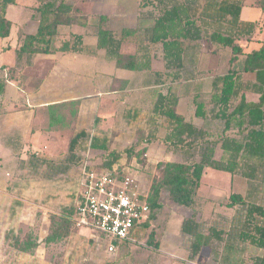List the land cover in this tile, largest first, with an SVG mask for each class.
I'll use <instances>...</instances> for the list:
<instances>
[{"label": "crops", "instance_id": "1", "mask_svg": "<svg viewBox=\"0 0 264 264\" xmlns=\"http://www.w3.org/2000/svg\"><path fill=\"white\" fill-rule=\"evenodd\" d=\"M64 1L76 8L79 15L87 16L86 26L77 23L58 26L54 45L69 42V48L64 51L18 55L17 50L23 37L36 32L37 2L16 0L15 3L8 4L4 12L5 19L10 22L8 34L4 37L10 38L7 45L13 44L16 48L14 62L9 64L0 62V79L4 78V88L0 94V232L3 233L0 236V259L4 260H13L20 258L22 254L30 256L34 253L15 250L10 239L5 237L6 233L11 231L13 221L20 223L27 216L24 205L17 207L19 205L16 192L29 193L30 196L41 199L49 198L47 204H33L34 222L39 221V217L48 222L47 232L42 237H37V246L41 243L45 247L57 243L56 241L45 244L43 241L50 230V216H57L61 208L67 206V199L73 201L72 204L75 205L76 197L82 191L83 170H107L100 167L103 150L91 148L90 138L92 136L103 138L107 146L115 150H123L142 138L143 142L137 149H145L143 155L146 161L164 159L186 162L173 158L175 155L185 153L186 150H174L162 141L168 125L167 120L153 110L157 93H165L170 87L178 96L177 113L206 132L203 125L198 122L199 118L194 116V96L198 95L199 99H203V92L210 95L213 77L224 74L228 69L230 52L226 47L212 44L209 50H205L201 43L200 54L204 56L201 66L195 64L198 46H193L194 42L188 40L185 41V62L178 79L166 76V72L172 71L165 68L160 44L150 45L149 53H139L140 58L143 56L148 58L150 63L148 68L141 70L119 68L105 49L96 48L95 18L99 15L104 16L105 27L114 34H118L123 28H138L137 36L141 41L143 29L150 24L156 13L155 6L146 4L142 7L141 0ZM254 2L255 0H241L239 21L243 24V29L238 41L246 44L248 48L254 42L258 46L256 40H264V11ZM253 7L260 11L255 17L249 15ZM249 22L254 23L250 31L244 25ZM74 35L78 37V43H73ZM136 48L134 35L121 44L120 53L134 54ZM197 71L204 74H201L200 78L196 77L194 74ZM244 78L252 79L253 75L245 74ZM246 95L247 99H256L253 93L247 92ZM73 102L74 105L70 106L71 113L69 106L56 110L54 115L62 119L50 123L47 106ZM79 131H85L86 135L78 140L70 156L73 161L74 159L78 161L70 162L64 169L69 140ZM30 154L45 160V163L33 164V161L29 160ZM125 162L131 165L138 164L135 156L128 159L123 154L113 168L117 169ZM122 171L139 172L138 169L128 167H123ZM137 176L139 179L135 177L148 193L151 181H147L146 185L142 179L143 175ZM194 212L184 215V220L194 219L199 223L202 213ZM76 226L72 225L71 228H75L77 232L92 229L85 225ZM141 228V224L135 227L131 239L115 241L113 252L107 251V241L105 251L107 253L131 251L135 253L136 264H237L239 262L237 260L240 259V251L231 246L225 249L216 248L217 263L209 256L201 254L203 247H206L204 245L195 254L190 252L185 262L183 261L185 254L164 250L160 247V241L154 251L146 252L143 248L131 246V243L135 242L137 231ZM192 241V237L188 239L189 245ZM175 244L178 245V242ZM236 244L237 242L231 243ZM143 250L145 254L141 258ZM258 250L261 253V250ZM139 253L140 258L137 256ZM97 257L98 253L91 250L90 259L95 261Z\"/></svg>", "mask_w": 264, "mask_h": 264}, {"label": "trees", "instance_id": "2", "mask_svg": "<svg viewBox=\"0 0 264 264\" xmlns=\"http://www.w3.org/2000/svg\"><path fill=\"white\" fill-rule=\"evenodd\" d=\"M15 1L0 0L1 37L8 34L10 27V22L4 17L5 8ZM35 1L37 2L35 11L38 14L36 32L23 37L17 54L32 55L67 50L69 48L67 41L61 42L59 46L54 45L58 26L72 23L86 26L87 16L79 15L78 10L65 3L64 0ZM174 1L141 0L142 7L146 4H153L156 8L150 24L142 31L141 41L137 36L138 28H123L118 34H114L105 27L106 18L104 16L99 15L94 20L96 48L105 49L107 54L114 58L119 68L129 70L148 68L150 64L148 58L146 56L140 58L139 53H149L150 45L160 44L165 68L172 71L171 73L166 72V76L178 79L185 62V41H201V47L205 50H209L212 44H218L226 47L230 52L227 71L213 77L212 92L209 97L211 108L207 109L206 102L199 99L198 95L194 96V116L196 118L205 119L210 114L223 124L222 133L213 142L206 140L208 134L203 128L186 121L182 115L177 113L178 96L171 91L170 87L165 93H157L153 110L163 116L168 125L162 141L174 150H190L202 139L206 146L198 161L157 163V173L150 183L147 194L149 215L141 223L143 227L149 226L152 210L160 205V194L163 190L167 191L173 202L193 209L205 166L231 174H240L249 181L256 180L261 172L262 180H264V40H256L258 46L255 48H248L246 44L238 41L243 29V24L239 21L241 0H206L201 11V24H197V20H194L188 13L189 10L177 5ZM254 3L264 11V0H255ZM244 25L250 31L254 23L249 22L248 26ZM134 35L137 44L136 52L134 54L120 53L121 44ZM73 39V43H78L76 35ZM245 74H252L253 78L245 79ZM3 79H0V94L4 88ZM247 92L255 94L256 99H247ZM72 105L74 102L47 106L50 123L62 119L57 118L54 111ZM69 109L71 113V107ZM230 129H236L241 138L228 135L227 132ZM85 135V131H79L70 138L68 156L63 164L64 169L69 166L70 162L78 161L75 159L73 161L70 156L78 140ZM142 142V138H139L129 147L115 150L107 146L105 139L92 136L89 146L103 150L100 167L112 170L119 175L122 173L118 169L119 166L117 169L113 166L119 163L123 154L128 159L135 156L139 161L145 150L144 148L137 149ZM216 144H219L222 151L220 159L213 157V146ZM29 160L35 165L45 163V160L36 158L33 154L29 155ZM80 194L76 197V205L81 199ZM226 206L229 208L242 207L243 213L232 217L236 223L235 233L240 240L249 242L261 250L260 254L250 258V263L242 260L241 262L239 259L237 264H264V205L248 203L242 194L231 192ZM75 211L76 206L70 204L61 208L57 216H50V230L43 239L45 244L59 241L67 235ZM198 227L199 223L194 219H186L182 224V231L193 238L190 245L192 254H195L201 246L209 245L213 238L220 240L222 236V232L212 226L207 234L199 231ZM153 234L151 231L150 236L152 237ZM5 237L10 239L11 246L15 250L21 252H32L38 245L37 238L31 239L29 236L22 238L14 234L12 230L7 232Z\"/></svg>", "mask_w": 264, "mask_h": 264}, {"label": "rangeland", "instance_id": "3", "mask_svg": "<svg viewBox=\"0 0 264 264\" xmlns=\"http://www.w3.org/2000/svg\"><path fill=\"white\" fill-rule=\"evenodd\" d=\"M174 2L182 8L189 10L188 13L191 14V17L194 20H197V24H201V11L203 6L206 4V0H175ZM258 12H260L259 9L257 7H253L249 11V15H251V17H255ZM243 13L245 15V12ZM214 24L215 23H213V25ZM9 41V37L0 36L1 63L9 64L16 60V48L13 44L7 45ZM196 45L199 49L201 41L193 43V46ZM254 47H257L256 42L249 46V48ZM200 52L201 51L199 49L195 61L197 62L195 64L199 65L203 64L202 62L204 59V56H202ZM201 74V72L197 71L194 76L200 78L204 73L202 75ZM204 93L205 92H203L202 100L206 102L207 109H209L211 108L209 104L210 95L208 93ZM198 122L205 128L208 134L206 137L208 142H213L222 133V122L213 118L210 114H208L205 119H199ZM227 133L228 135L241 138V135L236 129H230ZM199 142L194 148L187 150L185 153L175 155L173 158L186 162L200 160L201 153L206 145L204 144L205 141L203 139ZM221 156L222 151L219 144L214 145L213 157L215 159H220ZM161 161L165 160L157 159L155 161L152 160L148 162L146 161V157L143 155L142 158L139 159L138 164L131 165L129 162H125L120 164L118 169L119 171H122L123 167L132 168L134 170L138 169L139 172L131 171L130 173H134V176L137 178L138 174L143 175V182L147 185V181H152L153 177L156 176V166L157 163ZM232 175L233 174L227 171L216 169L211 166H205L204 174L201 179V185L195 197L196 203L192 210L173 202L167 191L163 190L160 196V205L152 210V219L149 221V226H142V228L137 231L135 242H132L131 246L143 248L145 251H154V248L157 247V244L160 241V247L164 250H173L177 254H185V257L183 258V261L185 262V260L189 258L191 252L188 239L192 236L182 231L184 215H187L192 211H195L194 214L197 211H200V213H202V217L199 222V231L207 234L209 232V228L212 226L222 232L221 239L216 240L213 238L209 245L203 247L201 254L209 256L213 262L217 263L216 248L225 249L230 245L232 248L236 247L240 251V261H245V263L248 261L250 263V258L254 254H260V251L249 242L242 241L237 238L238 236L235 233L236 223L232 220V217L239 216V213L241 215L243 213V209L241 206H236L235 208L230 209L226 206V202L228 201L229 194L233 191L242 194L248 203L264 205L263 174L260 172L258 178L252 181H249L240 174H235L234 179H232ZM16 194L19 205L17 207L19 208L24 205V211L27 216L23 221H20V223L16 220L13 221L11 224V230L14 231V234H18L22 238H26V236H29L31 239L40 236L42 237V235L47 232L46 225L48 222L40 217L38 218L39 221L34 222L35 209L33 208V204H47L49 203V198L45 197L41 199L39 197L30 196L29 193H19V191L16 192ZM66 202L67 206L73 203L70 199H67ZM74 203L75 206H77L76 202ZM72 222L75 223L74 219ZM72 222L68 228L67 235L57 241V243L49 244L46 247L41 243L33 250L34 253L30 256L22 254L20 258H14L13 260L0 259V264H136L135 253L128 250L122 253H107L105 248L108 238L105 235L98 234L94 229H85L84 231L81 230L77 232L75 228H71L72 225L77 227L76 224L74 225ZM151 231L154 233L152 237L150 236ZM1 234L3 233L0 232V236ZM177 242L178 245L175 244ZM236 242V245H231V243L235 244ZM91 250L98 253V257L95 261L90 259ZM144 250L141 251L142 255L140 253L137 254L138 258H140V255L142 258L143 254H145ZM197 261L200 262V260Z\"/></svg>", "mask_w": 264, "mask_h": 264}, {"label": "built area", "instance_id": "4", "mask_svg": "<svg viewBox=\"0 0 264 264\" xmlns=\"http://www.w3.org/2000/svg\"><path fill=\"white\" fill-rule=\"evenodd\" d=\"M81 186L75 224L105 235L108 252L115 250V241L131 239L135 227L148 218V193L130 172L85 169Z\"/></svg>", "mask_w": 264, "mask_h": 264}]
</instances>
